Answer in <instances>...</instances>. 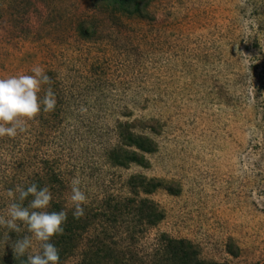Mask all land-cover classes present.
Returning <instances> with one entry per match:
<instances>
[{"label":"rangeland","instance_id":"1","mask_svg":"<svg viewBox=\"0 0 264 264\" xmlns=\"http://www.w3.org/2000/svg\"><path fill=\"white\" fill-rule=\"evenodd\" d=\"M150 1L136 18L100 0H0V77L42 67L61 112L0 137V214L43 158L59 168L68 205L80 181L95 222L145 175L165 184L149 196L165 218L140 254L167 234L209 262L264 264V0ZM118 122L157 142L147 167L108 161ZM8 237L0 228V263L17 256Z\"/></svg>","mask_w":264,"mask_h":264},{"label":"trees","instance_id":"2","mask_svg":"<svg viewBox=\"0 0 264 264\" xmlns=\"http://www.w3.org/2000/svg\"><path fill=\"white\" fill-rule=\"evenodd\" d=\"M100 1L114 13L136 18H143L151 5L150 0ZM58 103L54 112H42L37 116L40 126L42 121L50 123L61 116ZM115 131L117 142L108 150V161L116 167L127 168L133 164L147 167V156L157 151V142L148 135L137 133L130 122H118ZM42 163L44 166L39 168L32 183L52 190L54 199L48 211H68L63 234L52 238V243L60 250V264L78 253L81 254L79 264H226L204 260L191 241L167 234L161 235L158 243L147 251L148 254H140L139 246L150 228L165 218V212L149 198L165 186L163 181L145 175L131 176L128 181L130 196H112L107 207L99 210V222H95L85 211L82 217H73L74 209H70L65 198L64 180L59 168L49 158H43ZM169 189L174 191L172 187ZM85 239L87 244L83 248ZM0 264H27V255L16 256L15 260Z\"/></svg>","mask_w":264,"mask_h":264},{"label":"clouds","instance_id":"3","mask_svg":"<svg viewBox=\"0 0 264 264\" xmlns=\"http://www.w3.org/2000/svg\"><path fill=\"white\" fill-rule=\"evenodd\" d=\"M52 84V78L40 66L33 67L31 74L0 77V137L15 138L26 132L27 123L42 112L55 111L58 101ZM45 85L49 87L41 96ZM8 196L12 202L6 214H0V228L9 230L8 246L13 253L20 257L27 254V264H60V250L52 243V238L63 234L68 211H48L54 199L52 190L32 183L9 189ZM87 200L80 181L74 179L69 198L74 218L84 215ZM24 230L30 235L12 239V233L19 234ZM33 240L40 244V250L35 253L30 252Z\"/></svg>","mask_w":264,"mask_h":264}]
</instances>
